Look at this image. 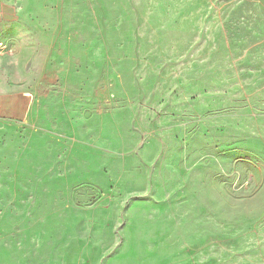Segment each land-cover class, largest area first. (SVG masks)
Returning a JSON list of instances; mask_svg holds the SVG:
<instances>
[{
  "label": "rangeland",
  "instance_id": "1",
  "mask_svg": "<svg viewBox=\"0 0 264 264\" xmlns=\"http://www.w3.org/2000/svg\"><path fill=\"white\" fill-rule=\"evenodd\" d=\"M1 2L0 264H264V0Z\"/></svg>",
  "mask_w": 264,
  "mask_h": 264
},
{
  "label": "crops",
  "instance_id": "2",
  "mask_svg": "<svg viewBox=\"0 0 264 264\" xmlns=\"http://www.w3.org/2000/svg\"><path fill=\"white\" fill-rule=\"evenodd\" d=\"M2 0H0V12L1 9L4 10L5 8H7L10 11L15 10V6L13 5H5L4 3L1 2ZM12 8V9H11ZM8 24H10L11 28H15L16 24H18V21H11V22H7ZM16 33L15 31H12L11 33V37L12 34ZM15 48H13V50L15 49V51H21L19 48H17L16 46H13ZM22 52V51H21ZM2 53V52H0ZM8 69L11 70L12 68L10 66H8ZM8 83H6L7 87L6 89H4L3 93H0V112L3 110H9L11 111L14 107V105L19 106L20 107V114L22 115H27L28 111H29V107H28V98L32 95L29 92V89L27 88V86H19V88L13 87L12 82L9 80L7 81ZM48 86L45 84L44 86L41 85H36L35 86V90L32 91H41V92H46L48 90ZM2 92V91H1ZM24 107V111L22 110Z\"/></svg>",
  "mask_w": 264,
  "mask_h": 264
},
{
  "label": "built area",
  "instance_id": "3",
  "mask_svg": "<svg viewBox=\"0 0 264 264\" xmlns=\"http://www.w3.org/2000/svg\"><path fill=\"white\" fill-rule=\"evenodd\" d=\"M5 49H7V45L4 44L3 42H0V50L2 51V50H5Z\"/></svg>",
  "mask_w": 264,
  "mask_h": 264
}]
</instances>
